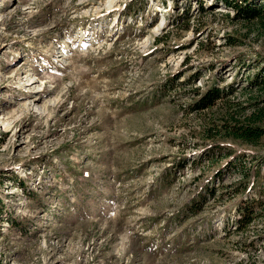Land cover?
Masks as SVG:
<instances>
[{"label": "rangeland", "instance_id": "obj_1", "mask_svg": "<svg viewBox=\"0 0 264 264\" xmlns=\"http://www.w3.org/2000/svg\"><path fill=\"white\" fill-rule=\"evenodd\" d=\"M232 2L0 0V264H264V0Z\"/></svg>", "mask_w": 264, "mask_h": 264}, {"label": "trees", "instance_id": "obj_2", "mask_svg": "<svg viewBox=\"0 0 264 264\" xmlns=\"http://www.w3.org/2000/svg\"><path fill=\"white\" fill-rule=\"evenodd\" d=\"M249 0H245V3L232 2L228 3L230 8H233L237 14V17L242 16L247 20L258 19L261 16L260 7L254 6L251 3H248ZM221 93L219 90L212 89L207 92L205 99L202 100L201 109L207 108L213 105L218 99H220ZM239 138L245 140H255L259 139L264 135V130L248 127V128H239L236 130ZM247 211V212H246ZM254 213L253 208L246 207L241 214L240 224L243 226H248L252 222V214Z\"/></svg>", "mask_w": 264, "mask_h": 264}]
</instances>
